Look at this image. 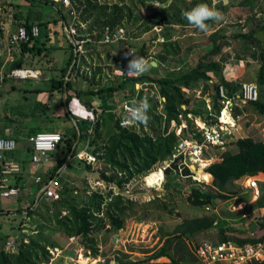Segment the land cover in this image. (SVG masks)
<instances>
[{"label":"trees","instance_id":"obj_1","mask_svg":"<svg viewBox=\"0 0 264 264\" xmlns=\"http://www.w3.org/2000/svg\"><path fill=\"white\" fill-rule=\"evenodd\" d=\"M25 1H27L29 6L56 5L52 0ZM74 1L75 8L79 12L77 18L87 25L83 33L95 32L92 36L94 40L101 38L105 26L110 28L124 27L126 39L119 40L117 44H108L106 46V51L108 52L116 48L111 63L107 67L109 69L112 66H126L128 60L132 58L131 56H125L126 50L131 46L128 42V39L132 37L130 35L131 32H146L157 27L161 28L162 31L163 27L177 24L189 26L192 24L184 18V12L191 10L201 3L208 4L214 8V0H150L151 2H147L148 0ZM154 1L159 6L150 9ZM251 2L252 0H242L240 4H248L250 10L253 11ZM260 7L264 9V4L260 5ZM18 8V4L12 1H3L0 4V25L4 22L6 13L10 12L14 23L23 24L27 28H30L32 24H37L42 26L44 31L42 34L39 33V36L31 41L20 44V53L10 63L8 69L14 68L18 64L25 66L26 56L33 58L45 55L49 48L47 42L54 32L48 20L37 18L32 20L29 14L24 16ZM217 8L220 10L222 7L218 6ZM206 23L212 26L214 20H209ZM259 29L264 30V23L258 28H251L247 32L227 34L222 28L213 30L208 35L211 47L205 50L186 71L177 76H159L152 78L145 77L144 74H141L135 79L125 78L122 80H114L113 83L97 86L95 89L88 86L94 83L95 76L89 80L86 88L73 86L70 80L73 68L67 74L73 58L72 47L69 43L70 54L66 64L60 69L61 77H51L47 91L59 90L61 93H65L64 99L61 100L65 105L73 97H76L81 99L83 105L87 107L93 106L95 109L102 111L99 119L93 125L94 135L91 141V149L93 153L101 152V157L104 163L108 165L112 174H107L105 170H97L98 179L107 184L112 183L121 189L124 184L128 183L134 177L149 172L155 165L171 156L177 144L178 137L175 135L173 128L167 132L170 121L174 120L178 124L182 119L186 126L183 129L182 135L187 136L189 133H193V122L188 118L187 113H191L193 116L203 117L205 107L204 100L191 96L187 97L186 93L188 91L197 87L200 81H212V104L214 110L218 111L220 107L217 102V85L222 83L228 90H238L240 87L239 82L232 83L226 81L222 76V65L229 57V54L224 52V48L229 46L231 41L244 39L250 41L251 44L257 47V50L252 53L255 54L258 63L255 82L259 87V96L257 100L247 102L244 109L264 117V46L256 35ZM2 34L0 30V35ZM166 35L168 34H162L161 36L164 37ZM160 44L161 50L157 54L158 63L175 59L180 53L178 40H165L163 38ZM135 46H137L135 55L144 57L147 54L144 43L136 44ZM235 56L240 55L235 54ZM151 68L154 67L152 66ZM100 70L101 68L98 67L96 71L100 72ZM66 76H68L67 80L65 78ZM143 79L156 82L159 86L160 94L164 97L162 107V112L165 115L164 128H161V115L157 114L153 108H149L147 112L149 117L147 124L151 122L155 125V127L149 128V132L143 131L142 128L136 131L133 128H119L115 126L113 123V114L109 111L106 112V110L113 106V103L109 102V98L113 97L115 91L123 88L126 89L127 85L133 86L135 80ZM89 95H97L101 99V105L96 107L88 99L84 98ZM237 112H240V110H237ZM179 115H181V119ZM66 116L72 117L68 112ZM88 127L89 124L86 120H76L75 126L70 130L61 132V140L54 153H62V156L57 158L54 170L43 177L38 185V189L49 178L53 177L54 174L58 176L57 169L64 164L68 154L71 153V156H73L76 153L77 144L87 137ZM32 131L34 130H31L29 133L32 134ZM233 144L236 146V151L224 150L220 155V161L209 164L205 172L200 170L195 175L203 181H208L210 178L209 174H211V184L216 192H210L206 187L204 188L205 185L202 183L191 180L192 183L190 178L186 179L184 184V189L187 190L186 199L193 206H214L215 199H227L231 196V194L226 193L229 183L234 181L242 182L247 176L256 177L259 173H264V140L248 135L236 136ZM19 149L11 153H6L7 157H17L20 153ZM31 151L32 148L24 143L21 152L29 155ZM20 161L22 164L21 168L25 170L26 158L20 157ZM208 162L207 160H203L202 166L207 165ZM84 166L86 169H90L89 164H85ZM118 173L121 176L116 179L115 174ZM184 173L189 174V170L185 169ZM166 177H170L168 171ZM79 189L77 186H70L65 182L62 185L59 192L60 195L57 199H49V201H46L40 198V195L38 203L45 205L46 214L50 217L45 219L49 221L51 219L54 220L66 240L74 236L78 237L82 242L87 241L91 249H93V254L96 255L94 249L95 238L92 234L97 231L108 232L117 230L123 226L125 218L133 205H135V202L132 198L121 193V190L114 194L111 189L104 192L97 188L90 194H87L85 191ZM73 192H75L74 195ZM32 203H34V200H32ZM151 203L157 204L156 199L151 200ZM31 205L25 207L24 210L31 213ZM143 205L145 206V204ZM253 206L254 208L264 207V192L256 198ZM158 207L167 210L165 203H162ZM17 211L22 212L23 209ZM4 212L9 213V211ZM248 212L246 214L242 213V216L240 215V226L242 229H245L247 225L256 224L258 226V233L256 235L246 237L237 236L234 234L237 228L227 226L225 230L219 232L218 240L233 239L238 243H245L264 239V213H258L248 218L250 216ZM106 222L109 227L106 226ZM217 224L218 220L215 214L184 219L178 224L174 233L166 237L163 244L151 256L136 261L117 258L113 264H140L145 259H157L160 257L167 258L169 261L165 263L168 264H181V260L186 262L191 260V258L197 261L191 249L187 246L189 240L195 234L209 230ZM57 245L58 242L50 241L42 233L32 234L28 236V241H24L22 238L17 240V249L15 251L10 252L0 248V264H47L51 257L48 248L57 247Z\"/></svg>","mask_w":264,"mask_h":264},{"label":"rangeland","instance_id":"obj_2","mask_svg":"<svg viewBox=\"0 0 264 264\" xmlns=\"http://www.w3.org/2000/svg\"><path fill=\"white\" fill-rule=\"evenodd\" d=\"M3 1L4 0H0V4ZM8 1L18 4V9H20V12H22L24 16L29 14L31 16L30 18L32 19L38 16L42 20H48V23H50V26L54 32L47 42V46L49 48L47 49L45 55L40 57L36 56L33 58L26 56L25 66L39 69V78L20 79L6 77L8 80L2 79V81H0V84L5 83V81L8 83L7 92L9 95L5 105L7 109L10 106L11 111H9V109L7 113L13 117V120L16 122L15 125H17L18 121L21 120L20 113L24 112L27 114L28 120H38L39 116L43 117V122L51 127V131L56 130L62 132L70 130L73 127L72 119L78 120L79 117L84 118L86 109L79 108V111L75 110V104L72 100H70L68 104L65 105L63 102H61L64 95L59 90H53L47 94V97L49 94L51 95L50 100H48L45 95L42 96L41 93H35L32 91V88L36 86L42 87L41 91L47 90L49 82L45 81V79H49L51 75L55 78L56 76H61L60 69L66 64L67 58L70 54L68 39L62 31L63 21L67 23L70 22L71 17L69 15V10L62 7L58 3L55 6H29L25 0ZM240 1L242 0H214V6L217 5V7H222L220 10L214 7V9L219 12L220 19L214 20V24L209 27H212L214 30L217 28H222V30H224V32L227 34H232L236 32H247L251 28H258L262 23H264V9L260 7V5L264 4V0H252L251 6H253V11L250 10V6L248 4L241 5ZM147 2L151 1L148 0ZM158 6L159 4L154 1L150 9L157 8ZM39 27L40 33L42 34L43 27ZM195 28L196 27L194 25L184 26L177 24L163 27L162 31L161 28L157 27L146 32H131L130 35L132 36V43H130V47L134 50L137 49V46L135 45L142 42L146 45V47H150L153 44H157L156 46L159 47L163 38L165 40H178L180 45V53L175 59H170L166 62H160L159 67L150 68L147 72L143 73L144 76L152 78H156L161 75L177 76L194 64L197 58L206 50V46L210 45L208 35L210 32H212L208 30L207 33H204L201 30ZM157 34L168 35L164 36L163 38L158 36V40L152 42V39L156 38ZM256 35L259 37L262 45L264 46V30H257ZM6 44V40H4L3 43L0 40V52L3 53H1L3 58L5 59V57L8 56V51L10 52V57H13V59L17 58L20 53V45H15L14 48L9 46L8 48ZM256 50L257 47L251 44L250 41L240 39L238 41H231L227 53L230 55L242 54V56L248 57L251 52ZM232 58L234 59L233 56ZM161 63L164 64L162 65ZM51 66L53 68H51ZM4 70L6 72V69L4 68L0 74H5ZM255 70V65L252 70H247L249 78L251 76L252 78L255 77ZM13 84L15 85V89L11 88ZM26 90L32 92L31 94L28 93L27 97L23 99L22 96ZM5 98L6 96L4 99ZM39 100H46L49 108L42 111L40 107L42 104L39 102ZM67 112L72 115V117L66 116ZM248 113L249 114H247L242 123L244 126L250 127V129L253 128L252 130L255 132V138L264 140V117L252 111ZM250 123H252L251 126ZM9 124L13 127L12 123ZM20 131L23 133L24 130L20 129ZM23 145L24 140L21 137L19 138V147ZM79 145H81V142L78 143V146ZM230 150L235 151L236 146L233 144L230 147ZM218 153L220 154V151H218ZM59 156H62V153H59ZM84 165L85 164L80 162L77 157H71L66 165L65 171L58 177L60 183L63 185L66 182L70 186H77L80 188L79 190L85 191L87 194H90L97 188L103 190L104 192L111 189L113 193L116 194V189L120 187L113 185L112 183L107 184L106 182H101V180L98 179L97 170H105L107 174H112L108 165L103 163L102 165H97L92 169H86ZM158 166V164L155 165L149 171V174L144 173L140 176L134 177L126 186H124V184L123 186L125 188L121 190V193L129 198H132V200L135 202V205H133L132 209L128 212L123 225H130L132 222L140 223L141 221H145L148 226L146 231L143 232L142 236L141 230L138 227L133 230L134 237L136 236L138 243L132 244L130 246L126 245V250L129 253H122L124 252L122 246L115 245L113 237L115 230L108 232L97 231L94 232L92 236L95 238V253L99 256L96 257V255L93 254V249H90V255L96 257L94 260L90 262L84 258L79 259L74 252L73 246L77 245L80 239H78V241L74 240V242H72L69 237L66 240L55 221L52 219L50 221L45 219L50 218L49 215L46 214L45 205L42 203L38 204L33 209H31V213L26 212L23 214L21 211H17L26 206L28 202L31 204L32 199L34 198L33 196L30 198L25 193L30 185V182H28L26 186L27 188L23 186L22 192H20V195L18 196H13L11 198L0 197V207L8 208L16 213L14 217H3V221L1 223L3 225V230L7 229V225L12 224L15 225L14 230L18 231L19 234L21 233L26 238L32 234L35 235L42 233V235L50 241L58 242L56 247L57 250L52 247H50L51 252L48 250L51 257L47 264H93L92 262L99 263L98 257L105 258V260H112L113 258L116 260L117 257L129 261L142 260L148 256H151L163 244L165 238L174 233L178 224H180L184 219L202 215L215 214L217 216L218 224L209 230L201 231L195 234L187 244L191 251L194 244L199 240L218 239L219 232L225 230L227 226L230 228L236 227L237 229L234 234L241 237L253 236L258 233V226L256 224L247 225L245 229H242L240 226V215L242 216V213L246 214L249 211L248 213L250 216L248 218L258 214V212L254 209V206L246 204L243 208L234 209L239 201L243 199L249 200L253 197L252 190L248 189V187H245L246 182L243 183L240 181H234L227 185L228 190H234L239 193L233 200L230 199L231 197H228L227 199L217 198L214 200V206H193L186 199L187 190L184 189V184L187 178H181L178 175L172 174L170 177H164L163 179L162 173L158 171ZM151 173L153 174L151 175ZM197 173L198 172H194L195 175ZM115 176L116 179H118L121 175L115 174ZM191 180L194 182L197 181V179L193 178H190V181ZM197 182L204 184V188L206 187V189H208L210 192H216L210 182L207 183L203 180ZM148 185L152 187H149ZM228 190L226 193H228ZM74 194L75 192H73V195ZM153 199H156L157 204L151 203V200ZM162 203L167 205V210L158 207L161 206ZM143 204H145L146 207ZM106 225L109 227L107 222ZM15 231H11L10 229L7 230L10 235H13ZM168 261L169 260L167 258L160 257L157 259H145L140 264H168L165 263ZM181 264L199 263L198 261L191 258V260L186 262L181 260Z\"/></svg>","mask_w":264,"mask_h":264},{"label":"built area","instance_id":"obj_3","mask_svg":"<svg viewBox=\"0 0 264 264\" xmlns=\"http://www.w3.org/2000/svg\"><path fill=\"white\" fill-rule=\"evenodd\" d=\"M55 4H60L62 7L69 10L70 22L63 21L62 31L68 42L71 44L73 58L70 64V68H73L72 76H81L86 81L94 78L101 79L102 81H114L122 80L125 78H138L139 75L130 74L128 72V64L126 66H112L111 69L106 68L97 59L98 48L94 44H113L121 39H126L124 27L110 28L105 26L102 32V36L99 40L93 39L92 33H83L86 29V23L80 21L77 17L79 12L75 8L74 0H52ZM5 19L10 23L12 21V14L6 13ZM39 36V26L32 24L30 28H27L23 24H17L14 29L7 31V41L9 46L20 45L22 42H29L35 37ZM126 52L135 53V50L129 47ZM100 67V72H97V68ZM96 73V74H95ZM95 74V75H94ZM40 70L31 67L16 66L11 68L5 74H0V81L4 77L11 78H39ZM70 75V76H71ZM231 82V81H229ZM133 89L136 95L131 99H123L118 103V109L108 110L114 115L115 126L119 128H133L139 131L141 128L146 131L145 125L140 122L129 120V109L133 106L134 102H139L145 97L151 99L154 104V111L161 115L160 123L161 128H164L165 115L162 112L164 97L159 92V86L156 82L143 79L135 80L133 82ZM141 92L143 98L137 99V93ZM217 102L219 104V110L215 111L212 101L205 99L204 107L205 111L203 117L193 116L191 113H187L188 118L193 122V133H189L187 136H183L182 132L185 128V122L179 118L181 122L176 124L174 120L170 121L169 128L174 129L175 135L178 137L176 146L174 147L171 156L168 160H163L158 168V171L162 173L164 179V170L170 166V163L179 155L185 158V166L189 164L193 165V169L189 170V174H182L181 168L179 170V176L181 178H193L197 181L200 179L195 177L194 172H197V168H206L202 166V161L207 155L206 159H218L220 156L215 154V150H226L227 146L233 139L234 132L238 129V123L243 118L242 108L244 104L249 101L257 100L259 96V87L255 82L247 81L242 82L238 90H228L222 83L217 85ZM184 107V105H183ZM240 110V112H237ZM102 111L95 109L93 106L86 108V114L84 120L87 121L89 127L87 129V137L84 141V147L76 152L75 156L82 160L86 164H90L92 167L100 166L104 163L101 157V152H92V137L94 135L93 125L99 119ZM128 121L126 126H122V121ZM76 124V122H75ZM26 140L32 148L30 155V162L32 166L37 170L40 165L48 164L49 154L56 150L60 140V132L40 131L26 136ZM18 147V141L13 136H0V197L11 198L19 194V188L8 184L7 176L13 175L20 171V164L13 158H8L6 153L15 151ZM195 166V167H194ZM149 174V172H147ZM147 174V175H148ZM153 173H151L152 175ZM120 175V173H118ZM40 175H35L34 181L36 183L41 182ZM102 182V181H101ZM163 182V180H162ZM161 182V184H162ZM246 187L253 190L254 196L258 195V180L256 177H246L244 179ZM129 183V182H128ZM126 183L124 186H126ZM117 188L116 192L124 189L125 187ZM149 186V185H148ZM115 187V186H113ZM152 187V186H149ZM62 185L56 174L49 178L41 188V197L44 199H57L60 195ZM115 192V193H116ZM129 195V194H128ZM38 205V199L31 205V209ZM27 211L23 210V213ZM4 216H8L4 210L0 209V223ZM107 226V225H106ZM108 227V226H107ZM138 227L141 230V236L147 229L145 221L140 223H130V225H123L115 230L113 237L115 245H121L124 249L122 253H129L126 249V245L138 243L136 236L134 237V231ZM77 238V239H76ZM78 237H70V240L78 241ZM74 252L79 259H87L92 261L99 255L94 257L90 255L91 246L87 241H78L77 245H74ZM1 248L5 251H15L17 249V239L7 237L4 239ZM56 249V247H53ZM54 249V250H55ZM50 250V248H48ZM57 250V249H56ZM51 252V250H50ZM192 253L196 257L199 264H264V239L257 240L255 242L238 243L233 239L218 240V239H202L197 241L192 249ZM57 256V255H56ZM93 259H92V258ZM120 258V257H117ZM117 260V259H116ZM115 258L112 260L98 257L97 262L93 264H113ZM97 261V260H96Z\"/></svg>","mask_w":264,"mask_h":264},{"label":"crops","instance_id":"obj_4","mask_svg":"<svg viewBox=\"0 0 264 264\" xmlns=\"http://www.w3.org/2000/svg\"><path fill=\"white\" fill-rule=\"evenodd\" d=\"M4 1H8V0H4ZM215 8H217V7H215ZM36 18L37 19H41V18H38V16H36L33 19H36ZM17 24L18 23H14L13 18H12V21L9 23L5 19V16H4V22H2L1 25H0V30L3 33L2 35H0V40H1L2 43L4 42V40L7 41V31L14 29ZM38 26H40V25H38ZM208 30L209 31H213L214 29H212V27H209ZM43 31H44V29H43ZM207 32H204V33H207ZM39 33H40V29H39ZM158 36L160 38L162 37L160 34H157V37L155 39H152V42H155L156 40H158ZM171 38H172V36H171ZM171 40H174V39H171ZM128 42H129V44L132 43V38L128 39ZM117 43L118 42L113 43V44H117ZM156 45L153 44L150 47H146L147 54L144 56L146 59L150 60L151 62H153V61L156 62V65L155 66L152 65L154 68L155 67H159V63L157 61V59H158L157 54L161 50V44L159 45V47H157ZM6 46L9 48L8 41H7ZM94 46L99 48L98 49V52H97V59H98V61L102 65H104V67L106 68L107 64L111 63V60L113 58V55L116 52V48L113 51L108 52V51H106L107 50L106 49V46H108V44H96L95 43ZM229 46H226L224 48V52L225 53H227V51L229 49ZM11 47L14 48V46H11ZM210 47H211V44L209 46H206L205 49L208 50ZM227 47H228V49H227ZM2 51H4V50H2ZM7 51H8V49H7ZM1 53L2 52H0V72L3 71L4 68L6 69V71H9L10 69H8V66L10 65L11 62H13L14 59H13V57H10L9 56V54H10L9 51L7 52L8 53V56L5 57V59L3 58V55H2L3 53L2 54ZM232 56L234 57V59L232 58ZM231 59H233V60H231ZM161 64L163 65L164 63H161ZM18 65L20 66V64H18ZM254 65H255V68H256L255 71H257L258 63L256 61L255 54L252 53V52L248 55V57L247 56H242V55L235 56V54H231L230 57H228L227 60L222 65L223 66L222 67V76L224 77V79L226 81H231L232 83L239 82L241 84L242 82H247V81L255 82V77L252 78V76L250 75L251 77L249 78L248 77V73H247V70L248 71L252 70V68H254ZM21 67H27V66H21ZM51 68H53V67L51 66ZM4 72H5V70H4ZM60 74H61V72H60ZM51 77H52V75L49 77V79ZM59 77H61V76H59ZM56 78H58V76H56ZM65 78L67 80L68 79V76H66ZM4 79L5 80H8L6 77ZM49 79H45V81L49 82ZM70 80H71L73 86L75 85L74 87L86 88L87 87V84H89V80L88 81L87 80L85 81L83 79V77H81V76H72L71 75L70 76ZM113 82L114 81L103 82L102 81V76H101V79L100 78L97 79V80L95 79L94 83H92V84H90L88 86H90L91 88L95 89L97 86H102V85H106V84L113 83ZM11 88L12 89H15V85L13 84ZM41 90H42V87H40V86H36V87L32 88V91L33 92H35V93H41L42 96L45 95L47 97V94L49 92L47 90H43V91H41ZM7 91H8V83L5 81V83L0 84V136H13V137H15L17 139V141H18V147H17V149L20 148L19 149V151H20L19 155L17 157L16 156L15 157H12L15 161H17L20 164V171L17 172V173H15V174H13V175L7 176V182H8V184L13 185V186H17L19 188V194L18 195H20V192H22L23 186L26 187L27 184H28V182H30L29 187L28 188L26 187L27 190L26 191L24 190V191H25V193L30 198L32 196L34 197L32 200L35 201L36 199H38V202H39V196L41 195V188L42 187L40 189H38V185L40 184V182L39 183H36L34 181V177H35V175H40L41 178L43 179V177L47 176L51 171L54 170V166H55V164L57 162V158L58 157H61V156H59L58 153H54V151H53L52 153L49 154V162H48V164H42V165L39 166V168L37 170H34L35 168L32 166V164L30 162V155H31L32 151H31V153L29 155H26L24 152H21L22 146L19 147V138L22 137L23 140H24V143H26V144L29 145V143L26 140V136H28L29 134H31V133H29L31 130H34V131H32V134H33V133L40 132V131L41 132L42 131H51L50 130L51 127L48 126L46 123H44L43 120H42L43 117H40V116H39V119L38 120H32V119L28 120L27 119L28 116L24 112L23 113H20L21 120L18 121V124L17 125H15V123H16L15 120H13V117L11 115H8V113H7V111L10 109V106L7 104L9 106V108L7 109L6 108V105H5V103L7 101V98H8V95H9ZM32 91L29 92L28 90H26L24 92L22 98L25 99L27 97V94L28 93L31 94ZM212 94H213L212 81H209V82L200 81L198 83V86L197 87H195L193 90H190V91H188L186 93V96L187 97L191 96L193 98L202 99V100H204V103H205V99H209V100L212 101ZM63 95H64L63 96V99H64L65 93H63ZM134 95H136V92L133 89V86H131V85H127L126 89L123 88V89H120L118 91H115L113 97L112 98H109V102L110 103H113V106L110 107V109H118V103L120 101H122L123 99H131V98H133ZM5 96H6V98L4 99ZM47 98H48V100H50L51 95L49 94ZM84 98L88 99L92 103V105H94L96 107L101 105V99L97 95H94V96L93 95H89V96H85ZM136 98L137 99H142L143 98L142 93L141 92L137 93V97ZM71 100L75 104V110H77V111H79V108H85V109L86 108H89V107L83 105L81 99H79V98L73 97ZM147 100H148V103L150 105V108H153V110H154V107H155L154 102L151 99H148V98H147ZM39 102L42 104V106H40L41 109H42V111H44V109L49 108L46 100H39ZM246 104H244V106ZM244 106L242 108L243 118L239 121V123H238L239 124L238 125V129L234 132L233 139L231 140V143L227 146L226 149H229L230 150V147L233 145V142H234V139H235L236 136H245V135H248V136H251V137L255 138L254 137L255 136L254 135L255 132H253V130H252L253 128L250 129V127H246L242 123L244 121L245 117L247 116V114H249L248 112H250V110L248 111V110L244 109ZM110 109H108V110H110ZM108 110H106V112H108ZM9 111H11V109ZM79 115H81V114H79ZM76 120L77 119H72L73 126L76 125L75 124ZM78 120H84V119L82 117H79ZM9 123H12L13 124V127ZM113 123H115V118H113ZM251 124L252 123H250V126H251ZM143 125H145V124H143ZM151 127H155V125H153L151 122L148 123L147 125H145V129H146L145 132H149V128H151ZM185 128H186V126H185ZM20 129H23L25 131V135H24V131L22 133L20 131ZM51 132H59V131L54 130V131H51ZM84 141L85 140L80 141L81 142V145H79L80 147L77 144V150H76V152H78L80 149H82L84 147ZM218 151H220V154L218 153ZM222 152H223V150H221V149L220 150H218V149L215 150V154L217 156H220ZM75 154L73 155L74 157H76ZM73 156H71V153L67 155L64 164L57 169L58 177L61 174H63V172L65 171V168H66V165H67L68 161ZM20 157H25L26 160H27L25 170H23L21 168V165L22 164H21V161H20ZM204 158L205 159H203V160L209 161L206 166H208L209 164H211L213 162L220 161L218 159H212V160L206 159L207 158V155ZM168 159L169 158H167L165 160H168ZM78 160L80 162H83L80 159H78ZM185 160L186 159L183 158L182 155H179L176 158H174V160L170 163V166L167 167L164 170V172H163L164 177H166L167 171H168V173L170 175L173 174V175H178L179 176V170H180V168H181V171H182L181 173L182 174H185L184 173V170L185 169H188L189 168L190 170H192L193 169V165L189 164V166H185V164H184V161ZM161 162L158 163L159 166H160ZM185 163H186V161H185ZM84 164H86V163H84ZM90 168L92 169L94 167H92L90 165ZM206 168H204V169L203 168H197V172H199L198 169H202V172H205V169ZM209 175H210V178L206 182L207 183L210 182V184H211V182H212V176H211V174H209ZM247 177H253V176H247ZM256 178L258 180V195L257 196H254V193H253L252 199H249V200L248 199H243V200L239 201L236 204V206H235L234 209L243 208L246 204L253 205V203L256 200V198L260 194H263V192H264V173H259L256 176ZM235 182H238V181H235ZM242 182L244 183V180ZM33 185H34V187H33ZM245 187H246V185H245ZM248 189H251V188L248 187ZM252 192H253V190H252ZM227 194H231V196H230L231 198L230 199L233 200V199H235L237 197V195L239 193L237 191H234V190H228V193ZM40 198H42V197L40 196ZM45 200H47V199H45ZM31 204H32V202H31ZM28 205H30L29 202L27 203L26 206L22 207L21 209L24 210V208L27 207ZM0 209H2L4 211H9L7 217H14V215L16 214L14 211H11L8 208H2V207H0ZM254 209L259 214H263L264 213V207H258V208H254ZM21 213H23V211ZM1 223H0V248H1V245H2V243L4 241V239H6L7 237H9V238H15L17 240H19L20 238H22L24 241H28V238H26L25 236H23L21 233L19 234L18 231H15L14 230L15 225H12V224L11 225H7V229L6 230H3V225ZM8 229H10L11 231H15V233L13 235H10L7 232ZM6 233H8V234H6Z\"/></svg>","mask_w":264,"mask_h":264},{"label":"clouds","instance_id":"obj_5","mask_svg":"<svg viewBox=\"0 0 264 264\" xmlns=\"http://www.w3.org/2000/svg\"><path fill=\"white\" fill-rule=\"evenodd\" d=\"M183 16L190 24L202 32L208 31L209 25L206 23L207 21L220 19L219 12L205 3L198 4L191 10L184 12ZM125 56L132 57L128 60V72L130 74L141 75L152 67V62L145 57L137 56L132 52H126ZM149 108L150 105L146 97L138 103L134 102L133 106L129 109V120L147 125L149 119L147 112ZM127 123V120L122 121V126H126Z\"/></svg>","mask_w":264,"mask_h":264},{"label":"water","instance_id":"obj_6","mask_svg":"<svg viewBox=\"0 0 264 264\" xmlns=\"http://www.w3.org/2000/svg\"><path fill=\"white\" fill-rule=\"evenodd\" d=\"M215 7H217V5H215ZM152 65H154V66H155V65H156V62H155V61H153V62H152ZM18 66H19V65H18ZM67 74H68V72H67ZM198 170H199V171H200V170L202 171V169H198Z\"/></svg>","mask_w":264,"mask_h":264},{"label":"bare ground","instance_id":"obj_7","mask_svg":"<svg viewBox=\"0 0 264 264\" xmlns=\"http://www.w3.org/2000/svg\"><path fill=\"white\" fill-rule=\"evenodd\" d=\"M196 178L200 179V177H196Z\"/></svg>","mask_w":264,"mask_h":264}]
</instances>
